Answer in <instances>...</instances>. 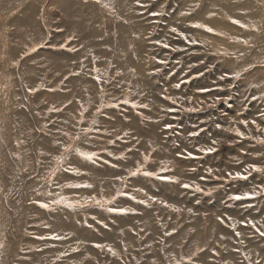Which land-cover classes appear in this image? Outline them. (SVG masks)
Segmentation results:
<instances>
[{"label": "rangeland", "instance_id": "obj_1", "mask_svg": "<svg viewBox=\"0 0 264 264\" xmlns=\"http://www.w3.org/2000/svg\"><path fill=\"white\" fill-rule=\"evenodd\" d=\"M261 140L264 0H0V264H264Z\"/></svg>", "mask_w": 264, "mask_h": 264}, {"label": "snow or ice", "instance_id": "obj_2", "mask_svg": "<svg viewBox=\"0 0 264 264\" xmlns=\"http://www.w3.org/2000/svg\"><path fill=\"white\" fill-rule=\"evenodd\" d=\"M153 15H158V13H153ZM233 23H235V24H239L240 22L239 21H237V20H233L232 21ZM241 26H243V25H241ZM194 27H197V28H204L206 31H208V32H213L214 30L211 28V27H208V26H206V25H201V24H196V25H194ZM172 31L173 32H175L176 31V29L175 28H173L172 29ZM165 47H167V45H165ZM33 51H35V49H33ZM176 87H179V85H176ZM31 91V90H30ZM166 99H167V97H166ZM124 103H128V101H124ZM146 107V106H145ZM242 123H247L246 121L245 122H242ZM166 127H171V125H166ZM193 134H195V133H193ZM237 135H243V133H241L239 130H237ZM77 139H78V137H77ZM261 143H264V140H261L260 141ZM69 149H65V151H68ZM202 151H207V152H211V151H213V149L212 148H208V149H201ZM75 151H77V152H79V150L78 149H76ZM79 155L81 156V157H83V158H85V159H88V160H92L93 159V157L95 156V153H84V152H79ZM189 155H191V153H189ZM249 167H251L252 168V170L253 171H260L261 169L260 168H258L255 164H253V165H250ZM139 171V169H137V171L136 172H131L130 174L131 175H136L137 174V172ZM209 171H211V170H209ZM245 171L247 172L248 171V169H245ZM144 175H153V173H150V172H144ZM231 175V174H230ZM236 175V177H238V178H241V179H247V177L246 176H244L243 174H241V173H236L235 174ZM118 179H122V178H120V177H117ZM72 187H76V185H72ZM85 187H90V185H85ZM185 187H188V185H185ZM197 190H199V189H197ZM137 191H142V189H137ZM133 199L135 198V197H132ZM234 199H242V198H251L248 194H245L244 195V197H241V196H235V197H233ZM92 199H95L94 197L92 198ZM96 203L97 204H99L100 203V201H96ZM110 203V202H109ZM41 207H48V205L47 204H42L41 205ZM110 211H116V209H109ZM175 210H177V211H179V209H175ZM118 211H120V212H122V213H126L128 210L127 209H119ZM253 227H255V225H253ZM260 235L261 236H264V232H260ZM96 247H98V248H102V247H104L103 245H96ZM109 251H111V252H113V255H115V252L111 249V248H109L108 249Z\"/></svg>", "mask_w": 264, "mask_h": 264}, {"label": "bare ground", "instance_id": "obj_3", "mask_svg": "<svg viewBox=\"0 0 264 264\" xmlns=\"http://www.w3.org/2000/svg\"><path fill=\"white\" fill-rule=\"evenodd\" d=\"M105 55V54H104Z\"/></svg>", "mask_w": 264, "mask_h": 264}]
</instances>
